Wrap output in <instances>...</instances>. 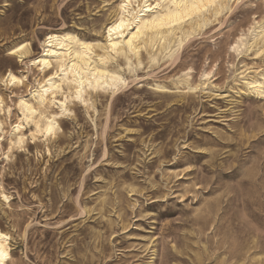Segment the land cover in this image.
Returning a JSON list of instances; mask_svg holds the SVG:
<instances>
[{"label": "rangeland", "instance_id": "obj_1", "mask_svg": "<svg viewBox=\"0 0 264 264\" xmlns=\"http://www.w3.org/2000/svg\"><path fill=\"white\" fill-rule=\"evenodd\" d=\"M118 1L0 0V78L25 76L0 81L8 264H264V95L241 77L264 75V0H227L171 54L112 55L113 91L40 106L34 92L53 71L30 59L46 34L70 31L102 53ZM26 42L30 56L9 53ZM21 99L58 128L23 129L10 148Z\"/></svg>", "mask_w": 264, "mask_h": 264}, {"label": "bare ground", "instance_id": "obj_2", "mask_svg": "<svg viewBox=\"0 0 264 264\" xmlns=\"http://www.w3.org/2000/svg\"><path fill=\"white\" fill-rule=\"evenodd\" d=\"M226 2L227 0H119L117 13L106 29L107 42L102 53L97 52L100 46L98 42L81 39L70 31L47 33L42 41V53L30 59L41 74L49 69L53 71L43 77L35 90L36 101L40 106L57 104L61 110H67L70 99L86 102V95L90 91L117 89L123 82V77L109 66L112 55H124L127 59L131 55L137 57L141 49L146 46L153 48L154 45L158 46L159 51L165 50L171 54L190 37L192 31L206 24L207 13H217ZM262 29L261 32H264V28ZM173 41L177 48L171 50L170 44ZM244 44L243 38L238 37L232 48L238 50ZM9 51L19 60L30 56L28 42L14 45ZM241 77L250 91L264 95V75L261 74V79L247 74ZM24 78L23 74L7 69L0 81L13 86L22 83ZM57 94L61 97L57 98ZM1 101L0 96V104ZM19 111L21 117L10 128V148L23 143V129L27 128L30 136H36L53 134L58 128L54 113L44 116L43 123H39L41 114L38 108L23 99L19 102ZM1 132L0 122V137ZM9 238L8 230L0 226V264H8V259H11Z\"/></svg>", "mask_w": 264, "mask_h": 264}]
</instances>
